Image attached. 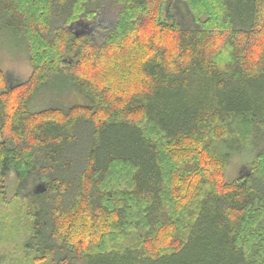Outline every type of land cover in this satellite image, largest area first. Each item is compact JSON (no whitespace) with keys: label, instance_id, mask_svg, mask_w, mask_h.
Returning <instances> with one entry per match:
<instances>
[{"label":"trees","instance_id":"obj_1","mask_svg":"<svg viewBox=\"0 0 264 264\" xmlns=\"http://www.w3.org/2000/svg\"><path fill=\"white\" fill-rule=\"evenodd\" d=\"M4 53L0 264H264V0H0Z\"/></svg>","mask_w":264,"mask_h":264},{"label":"rangeland","instance_id":"obj_2","mask_svg":"<svg viewBox=\"0 0 264 264\" xmlns=\"http://www.w3.org/2000/svg\"><path fill=\"white\" fill-rule=\"evenodd\" d=\"M116 16L117 15L114 9L103 6L99 10L98 17L95 21L74 24L71 29L75 34H86L99 43L102 40V31L114 27L117 20ZM0 68L3 72L9 75L13 83L23 82L28 78L31 72L26 56L21 53H18L16 58L7 55L6 53L1 54ZM247 155L249 154L246 153L242 157L238 156L232 160L227 170L223 173L225 181L229 182L248 174L247 165L250 159ZM39 186L40 184H37V187ZM15 187L16 180L14 175L11 173L6 181V189L9 197L14 194Z\"/></svg>","mask_w":264,"mask_h":264},{"label":"water","instance_id":"obj_3","mask_svg":"<svg viewBox=\"0 0 264 264\" xmlns=\"http://www.w3.org/2000/svg\"><path fill=\"white\" fill-rule=\"evenodd\" d=\"M77 36H79V35H77ZM37 188H38L39 191H42V189H41L42 187L41 186H39Z\"/></svg>","mask_w":264,"mask_h":264}]
</instances>
